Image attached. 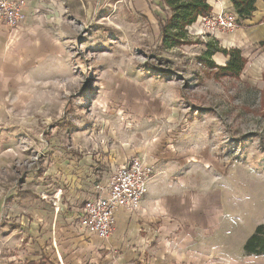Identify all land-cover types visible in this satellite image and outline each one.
Instances as JSON below:
<instances>
[{"label": "rangeland", "instance_id": "1", "mask_svg": "<svg viewBox=\"0 0 264 264\" xmlns=\"http://www.w3.org/2000/svg\"><path fill=\"white\" fill-rule=\"evenodd\" d=\"M47 9L0 57V264H56L45 215L63 201L70 216L73 183L99 185L131 157L154 167L160 233L134 264H264L243 250L264 224L263 45L214 36L212 50L247 61L224 76L229 56L205 54L199 22L190 42L163 49L159 23L131 0Z\"/></svg>", "mask_w": 264, "mask_h": 264}, {"label": "crops", "instance_id": "2", "mask_svg": "<svg viewBox=\"0 0 264 264\" xmlns=\"http://www.w3.org/2000/svg\"><path fill=\"white\" fill-rule=\"evenodd\" d=\"M23 2L22 10L24 15L23 24L27 28H35L37 16L41 11L48 10L50 0H19ZM136 6L144 5L152 14L149 6V0H131ZM225 7L233 8L229 0H221ZM211 4V1L208 0ZM258 9L254 15L245 21L248 27L247 30H237L235 37L220 36L221 42L227 46L240 47L243 42L252 44L260 43L264 47V1H258ZM218 4V3H216ZM213 8H219L221 5H215ZM33 25V27H31ZM198 28V22L190 28ZM10 30L7 25L0 23V57L1 52L6 48V38ZM10 36V34H9ZM245 36V37H244ZM12 37V35H11ZM112 168L109 172L114 170ZM109 172L107 174H109ZM91 181V180H90ZM82 181L73 183L70 191L67 194V200L72 207L68 208L70 216L66 218L61 217L59 212L64 208L65 203L60 201L57 204L56 212H52V216L47 214L50 223L45 225V235L48 236L51 242V250L56 257V264H134L141 256V251L158 239L160 233L158 226L154 220L155 209L153 208L154 200L158 197V180L152 176L147 183V190L145 197L136 210H125L118 208L116 210V231L107 239H101L95 234L86 233L82 230L77 222L80 215V208L84 204L85 199L81 205L80 202L86 195L95 193L97 183ZM85 195V196H84ZM74 205V206H73ZM74 210H73V209ZM75 211V212H74ZM75 214L72 217V214ZM74 221L70 226H63L66 221ZM25 222V221H24ZM65 222V223H63ZM70 223V222H69ZM140 260V259H139Z\"/></svg>", "mask_w": 264, "mask_h": 264}, {"label": "built area", "instance_id": "3", "mask_svg": "<svg viewBox=\"0 0 264 264\" xmlns=\"http://www.w3.org/2000/svg\"><path fill=\"white\" fill-rule=\"evenodd\" d=\"M221 6L213 8L208 16H200L199 24L205 34L217 38L237 29L238 18L233 8ZM23 2L19 0H0V23L9 27V34L15 37L24 20ZM215 37V38H216ZM154 174V167L139 157L118 165L107 174L96 192L85 200L80 208L78 226L86 233L101 239L109 238L117 229L116 210H136L145 197L148 180Z\"/></svg>", "mask_w": 264, "mask_h": 264}, {"label": "trees", "instance_id": "4", "mask_svg": "<svg viewBox=\"0 0 264 264\" xmlns=\"http://www.w3.org/2000/svg\"><path fill=\"white\" fill-rule=\"evenodd\" d=\"M258 1L264 0H229L238 18V24L250 19L258 9ZM149 6L154 19L159 23L160 48L169 49L184 45L189 41V28L197 23L200 16H208L213 11V5L208 0H149ZM219 41L214 37L207 43L205 54L213 55L222 52L229 56L225 65H221L219 75L235 76L244 70L247 61L239 48L228 51L219 47L212 50ZM211 67L217 66L210 62ZM243 250L247 254L264 255V224L259 225L245 242Z\"/></svg>", "mask_w": 264, "mask_h": 264}]
</instances>
